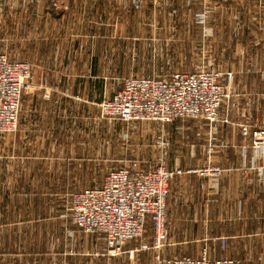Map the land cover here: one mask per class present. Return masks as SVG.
Instances as JSON below:
<instances>
[{
    "label": "crops",
    "instance_id": "crops-1",
    "mask_svg": "<svg viewBox=\"0 0 264 264\" xmlns=\"http://www.w3.org/2000/svg\"><path fill=\"white\" fill-rule=\"evenodd\" d=\"M224 1L228 8L217 7V28L204 43L215 65L232 75L219 121L165 126L168 147L158 162L182 171L169 181L165 242L155 249L143 237L116 253L102 235L76 229L67 214L68 196L100 186L106 174L96 186L90 165L71 161L76 147L88 144L89 129L81 125L132 74L139 58L127 50L140 48L134 35L187 29L197 3L207 0H0L4 23L10 16L28 28L5 32L35 42L41 35L46 41L38 52L55 55L39 64L22 94L18 131L0 135L2 192L20 196L0 204V264H155L158 253L196 257L204 246L212 260L264 264V158L253 168L251 140L240 132L264 128V0ZM206 167L221 172H194Z\"/></svg>",
    "mask_w": 264,
    "mask_h": 264
},
{
    "label": "built area",
    "instance_id": "built-area-1",
    "mask_svg": "<svg viewBox=\"0 0 264 264\" xmlns=\"http://www.w3.org/2000/svg\"><path fill=\"white\" fill-rule=\"evenodd\" d=\"M226 77V82H223ZM30 78L29 66L0 53V135L13 134L19 125L22 94ZM231 73L200 69L195 72L176 71L165 78L129 77L111 99L100 103L101 117L121 122L151 121L164 126L178 120L219 121V111L228 93ZM241 136L252 140L255 158H264V128L241 127ZM198 175L214 177L221 171L206 167L194 170ZM182 174L164 165L141 168L132 163L106 172L101 185L75 192L70 197L68 217L78 230L102 235L113 252L126 243L144 237L148 227L153 233V247L163 246L169 181ZM222 249L226 239L220 237ZM155 264H240L238 259H210L207 247L196 257L164 259L158 253Z\"/></svg>",
    "mask_w": 264,
    "mask_h": 264
},
{
    "label": "rangeland",
    "instance_id": "rangeland-1",
    "mask_svg": "<svg viewBox=\"0 0 264 264\" xmlns=\"http://www.w3.org/2000/svg\"><path fill=\"white\" fill-rule=\"evenodd\" d=\"M197 6L200 10L192 16L190 19V26H187V29H158L156 27L153 32L148 30V35L146 33L144 35H134V37L137 38V41L134 42L137 43L140 48L139 50H127V53L129 55L134 54L138 56L139 61L131 66V75L124 77L121 83L116 82L115 85L119 86L115 89V92L122 87L124 80L129 77L165 78L176 71L195 72L200 69L222 72V68L215 65V55L206 49L204 43H208L212 34V29L217 28V24L215 26V18L213 17L216 15L217 7L227 9L228 4L225 3V1L223 2V0H207L206 3H197ZM4 13L5 11L0 9V53L7 55L8 58L12 60H19L26 63L30 69V78L27 81V87L33 86L32 75L37 72L39 64L43 61L47 65L48 63L50 64L51 57L55 55L52 50L43 51L41 49L42 53L38 52V49L43 45V41H46L41 35L38 37V39L40 40L41 38V40L35 42L34 39L30 40L28 37L29 35H25L24 33H6L5 30L7 29L9 31L12 27H14L13 29L28 28L23 27L21 22H19V27V25H17L19 19L15 18L13 21L10 16L7 17L8 21L4 23ZM187 19H189V16ZM233 20L237 22L238 19L233 18ZM224 26L219 28L224 29ZM234 28L239 29L241 27L237 26ZM188 29H190L191 32L185 34ZM33 37H35V35H33L32 38ZM37 47L38 49H36ZM40 71L43 72V70ZM226 74L223 73L224 76ZM40 88L44 89L45 86ZM43 99L49 100L47 98ZM108 100L109 98L104 99L101 103ZM23 108L21 102L19 122L24 112ZM81 126L84 129H89V132H86V134L89 135L88 141H86L88 144L84 147H76L77 149L73 152L75 159L71 161H74L73 164L83 165L85 168L90 165L91 174L93 175L95 172L96 176H99V183H97L96 186L100 184L106 172L122 166L138 163L141 168L146 169L148 167L155 168L159 164L163 165L162 161L158 162V160L160 159V154L164 153L168 146L163 147L161 145L163 139V136L159 135L161 125L156 122L139 121L126 123L102 118L101 109L99 107V114L97 113L92 117V121L83 122ZM163 132L164 134L166 132L165 126ZM166 141L167 140L163 142ZM251 149L254 168L256 162L261 159L255 158L252 140ZM68 153L70 152L68 151ZM82 159L84 160L82 161ZM9 161H14V159H9ZM9 165L16 166L18 169L17 163H10ZM72 194L68 197H71ZM4 200L19 201L20 196L18 194L4 195L0 184V204ZM151 236H153V233L151 228L148 227L144 235L145 241L149 243H146L147 245L152 244Z\"/></svg>",
    "mask_w": 264,
    "mask_h": 264
}]
</instances>
